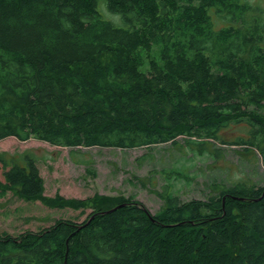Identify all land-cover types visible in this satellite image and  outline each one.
Masks as SVG:
<instances>
[{
    "label": "trees",
    "instance_id": "16d2710c",
    "mask_svg": "<svg viewBox=\"0 0 264 264\" xmlns=\"http://www.w3.org/2000/svg\"><path fill=\"white\" fill-rule=\"evenodd\" d=\"M241 122L250 137L222 144L259 152L264 168V0H0V142L181 138L201 153ZM18 155H0V199L91 212L0 231V264H264V174L213 182L205 200L168 185L153 214L133 196L48 198L37 158Z\"/></svg>",
    "mask_w": 264,
    "mask_h": 264
},
{
    "label": "rangeland",
    "instance_id": "374dc122",
    "mask_svg": "<svg viewBox=\"0 0 264 264\" xmlns=\"http://www.w3.org/2000/svg\"><path fill=\"white\" fill-rule=\"evenodd\" d=\"M249 126L246 122L231 123L221 130L220 140H209V150L201 153L187 148L181 138L178 139L180 148L169 143L125 150L68 149L36 139L20 142L7 138L0 142V155L5 153L11 157L26 153L36 157L44 179V195L48 198L58 195L70 201H84L95 195L133 196L154 214L163 205L159 193L168 185L182 201L205 200L212 193L213 182L230 184L240 179L262 178L264 168L259 152L246 154L242 146L222 144V140L228 144L242 138L247 140ZM90 212L87 210L80 216L79 211L71 209H50L40 202L27 203L8 192L0 199V231L17 235L27 230L38 231L60 218L81 223Z\"/></svg>",
    "mask_w": 264,
    "mask_h": 264
},
{
    "label": "water",
    "instance_id": "95a60500",
    "mask_svg": "<svg viewBox=\"0 0 264 264\" xmlns=\"http://www.w3.org/2000/svg\"><path fill=\"white\" fill-rule=\"evenodd\" d=\"M242 200H245V199H242ZM121 206H124V205H120V206H118V207H115L114 209L110 210V212H111V211H114V210H116V209H118V208H120ZM108 212H109V211H108ZM108 212H102V213H108ZM92 219H93V217H91V219H89V221H88L87 223H89Z\"/></svg>",
    "mask_w": 264,
    "mask_h": 264
}]
</instances>
